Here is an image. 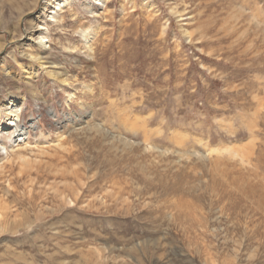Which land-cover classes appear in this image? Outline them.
Listing matches in <instances>:
<instances>
[{
    "label": "rangeland",
    "instance_id": "374dc122",
    "mask_svg": "<svg viewBox=\"0 0 264 264\" xmlns=\"http://www.w3.org/2000/svg\"><path fill=\"white\" fill-rule=\"evenodd\" d=\"M46 3L0 0V264H264V0H68L36 60Z\"/></svg>",
    "mask_w": 264,
    "mask_h": 264
},
{
    "label": "bare ground",
    "instance_id": "6f19581e",
    "mask_svg": "<svg viewBox=\"0 0 264 264\" xmlns=\"http://www.w3.org/2000/svg\"><path fill=\"white\" fill-rule=\"evenodd\" d=\"M20 0L21 5L20 10H33L37 6L38 0ZM96 4H98L96 2ZM48 8H52V10H48ZM68 5V0H47L46 5L41 7V12L36 13L29 21H28V31L27 36L25 38V43H22L21 47L23 48V53L29 58L40 60L42 58V54L45 53L44 45L48 40H44V34L48 31L47 21L55 20V16L57 13L62 11ZM22 11V12H23ZM46 11V16H45ZM48 13V14H47ZM61 13V12H60ZM53 14V15H52ZM48 16H50L48 18ZM48 18V20H47ZM31 45L32 48L26 50L25 46ZM8 105H15V98L10 97L6 102ZM15 120V119H13ZM10 123L13 125V121Z\"/></svg>",
    "mask_w": 264,
    "mask_h": 264
}]
</instances>
